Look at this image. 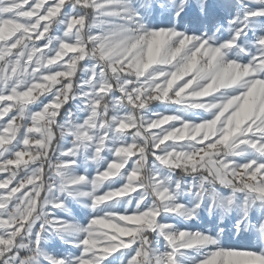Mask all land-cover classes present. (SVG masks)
<instances>
[{
  "label": "snow or ice",
  "instance_id": "6c2138e0",
  "mask_svg": "<svg viewBox=\"0 0 264 264\" xmlns=\"http://www.w3.org/2000/svg\"><path fill=\"white\" fill-rule=\"evenodd\" d=\"M0 264H264V0H0Z\"/></svg>",
  "mask_w": 264,
  "mask_h": 264
}]
</instances>
